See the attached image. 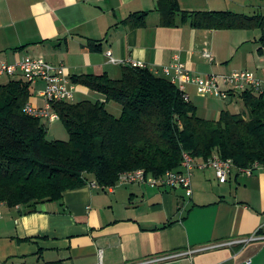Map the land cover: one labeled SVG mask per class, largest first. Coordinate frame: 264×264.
Wrapping results in <instances>:
<instances>
[{
	"label": "crops",
	"instance_id": "obj_1",
	"mask_svg": "<svg viewBox=\"0 0 264 264\" xmlns=\"http://www.w3.org/2000/svg\"><path fill=\"white\" fill-rule=\"evenodd\" d=\"M178 3L189 12L264 15V0ZM156 5L157 0H0V62L43 57L62 64L69 76L116 78L132 61L167 77L163 68L179 60L192 75L252 71L264 95V46L258 43L263 30L198 29L179 14L176 26L164 27ZM140 12H146L145 24L132 27L127 19ZM18 78L2 75L0 84ZM39 91L31 89L34 107L45 104ZM184 91L197 110L209 109L198 102L206 94L195 84L185 83ZM75 97L104 100L82 85H76ZM222 100L242 103L239 94ZM116 111L111 113L119 115L121 108ZM195 161L189 196L179 186L102 187L88 177L84 185L64 191L61 200L38 203L34 212L2 203L0 264H135L174 253L182 254L148 264H264V168L249 175L233 166L220 182L213 167ZM243 239L248 240L237 242Z\"/></svg>",
	"mask_w": 264,
	"mask_h": 264
},
{
	"label": "trees",
	"instance_id": "obj_2",
	"mask_svg": "<svg viewBox=\"0 0 264 264\" xmlns=\"http://www.w3.org/2000/svg\"><path fill=\"white\" fill-rule=\"evenodd\" d=\"M155 8L164 27L176 26L179 14L198 29L260 28L258 43L264 46L262 14L189 12L178 0H157ZM145 16L134 13L127 22L143 26ZM91 49L98 46L92 44ZM69 78L104 100L51 102L67 140L48 139L45 119L24 111L32 96L31 82L18 78L0 84V205L34 212L38 203L61 200L64 191L84 185L88 177L109 187L125 171L160 175L180 170L184 153L204 162L214 156L230 159L238 169L264 166L262 93L241 92L246 112L221 110L214 120L199 116L175 83L146 67L126 65L118 78L106 73ZM107 102L119 104L120 114L108 111Z\"/></svg>",
	"mask_w": 264,
	"mask_h": 264
},
{
	"label": "built area",
	"instance_id": "obj_3",
	"mask_svg": "<svg viewBox=\"0 0 264 264\" xmlns=\"http://www.w3.org/2000/svg\"><path fill=\"white\" fill-rule=\"evenodd\" d=\"M108 55L110 56L109 52ZM202 55L212 60V56L209 53L204 52ZM111 61L115 62L113 58H111ZM130 65L133 67H145L142 63L136 61H132ZM163 73L184 92L185 99H188V95L184 91L185 83L195 84L201 94L212 95L220 99H227L231 94H240L248 89L257 93L263 92L262 81L249 70H233L226 74H210L207 76L192 75L182 62L174 60L163 68ZM2 75L18 76L32 84L39 81L45 84L44 89L39 91V96L45 101L44 106L34 107L27 103L24 111L31 116L43 118L49 123L58 117V114L51 109V102L76 101V84L70 80L65 67L62 64H52L43 57L25 56L13 64L0 62V76ZM195 165V159L184 153L181 163L182 170H167L160 175L146 173L144 169L125 171L119 175L117 183H142L152 187L160 186L166 188L179 186L189 196L192 193L191 170ZM201 166L213 167L218 180L224 182L227 180V176L234 165L230 159H221L219 156H214L203 162ZM260 167L264 168V166ZM239 171L249 175L252 174L250 167L239 169ZM91 184H95V181H92ZM246 240L248 239L238 240L237 242ZM181 254L174 253L149 260L145 259L135 264H148V262L170 259ZM14 264L33 263L19 262Z\"/></svg>",
	"mask_w": 264,
	"mask_h": 264
},
{
	"label": "rangeland",
	"instance_id": "obj_4",
	"mask_svg": "<svg viewBox=\"0 0 264 264\" xmlns=\"http://www.w3.org/2000/svg\"><path fill=\"white\" fill-rule=\"evenodd\" d=\"M119 77V76H118ZM116 77V78H118ZM45 84L41 81L37 82L36 85H32L33 93L36 94L39 90L44 89ZM201 99L198 102H205L208 106V110H197V114L201 117H206L207 119H218V114L222 110H228L231 113H242L246 112V108L242 103L233 104L230 102H225L222 99L217 97H213L212 95L201 96ZM121 108V106L115 102H110V105L107 107L108 111L112 113H116V109ZM47 125V138L48 139H58V140H67L69 135L67 130L65 129L62 121L57 117L55 120L50 123L47 120H43ZM166 172V171H165ZM45 264V263H44Z\"/></svg>",
	"mask_w": 264,
	"mask_h": 264
}]
</instances>
